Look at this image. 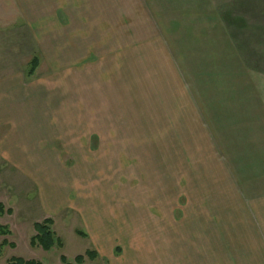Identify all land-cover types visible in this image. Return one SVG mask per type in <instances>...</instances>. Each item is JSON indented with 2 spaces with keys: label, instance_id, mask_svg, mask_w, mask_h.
Wrapping results in <instances>:
<instances>
[{
  "label": "rangeland",
  "instance_id": "obj_1",
  "mask_svg": "<svg viewBox=\"0 0 264 264\" xmlns=\"http://www.w3.org/2000/svg\"><path fill=\"white\" fill-rule=\"evenodd\" d=\"M3 2L8 37L43 27L24 48L28 60L41 49L50 57L30 78V63L11 56L7 105L27 107L29 144L50 154L74 143L81 157L60 175L44 161L23 193L7 187L8 203L27 214L9 225L23 260L73 263L95 251L84 264H154L167 237L195 233L197 218L206 232L234 205L241 170L264 169L244 119L256 106L264 113V0ZM189 27L201 32L192 52ZM41 216L62 243L51 252L31 245L32 226L21 229ZM16 254L3 248L0 264Z\"/></svg>",
  "mask_w": 264,
  "mask_h": 264
},
{
  "label": "crops",
  "instance_id": "obj_2",
  "mask_svg": "<svg viewBox=\"0 0 264 264\" xmlns=\"http://www.w3.org/2000/svg\"><path fill=\"white\" fill-rule=\"evenodd\" d=\"M25 16L29 18L27 14ZM0 19L3 25V27H0V227L8 229L10 232L8 236L0 235V253L3 248L8 247L16 254L19 251H16L18 249L15 240L13 239V242L10 243L8 241V238H13L15 234V231L9 225L14 224L21 215L22 217H27V214L25 211L21 213V206H16L13 209L11 204L8 203L11 196H9L10 191H7V187L16 188L17 193H23L28 188L27 177L34 176V170L43 168L44 161L52 160V163L56 166L57 174L60 175L65 162H69V160L79 161L81 157L73 149L76 145L74 143L67 144L65 149L51 151L50 154H44L47 152L38 150L37 142L34 141L36 139L31 140L32 144H29L27 129L22 122V114L27 113V107L7 105L8 91H12L10 90L9 81L7 82V64L12 62L11 56H17V58H13L21 65H28L29 63L31 65V62L36 60L38 63L35 72L33 74L28 73L30 78H34L38 76V71L41 69L44 60L49 61L50 57L44 56V49H41V57H31V60H28V50L24 48L26 41L38 40L34 37L37 34L35 28L43 29V27H27L24 25L25 27H21L18 29L19 31L14 30L16 32L14 34L20 36L19 39L16 36V39L8 37L7 5L3 0H0ZM12 51L16 55H13ZM260 107H263L262 104ZM229 116L231 117L232 115ZM263 116L264 113L259 112L257 106L251 110V114L244 116V119H247L245 123L249 124H246L245 127V130H247L245 132L248 133L246 138L251 141L250 146L256 149L255 153L259 152L260 155L257 158L260 161H264ZM9 123L12 128L7 133ZM60 129L65 130L67 128ZM89 130L91 131L90 127ZM32 136L34 137L33 134ZM68 142L65 140L64 143ZM29 158L33 161L32 166H26L23 163V161H28ZM7 162L12 163L18 167L17 170H20L16 176H14V171L7 169ZM241 172L243 174L236 175V177L238 176V178L242 179V184L240 182L241 185L235 186L237 193H235L236 196L234 195V205L226 213L224 212L222 217L219 215L212 216L210 219L211 227L207 228L206 232L204 229L205 220L197 218L195 233H181L178 238L167 237L163 246L158 248V251L153 249V252L158 254L153 256L154 264H159L160 262H162L161 264H264V169L255 173L247 170H241ZM7 176L10 177L9 183H7ZM87 180H90V177H87ZM88 184L90 185L91 181ZM47 218L46 216H41L32 219L27 225L22 224L21 229L29 235L30 226L34 229L36 221L41 223ZM21 229L19 230L20 234L23 233ZM154 244H157V242L153 241ZM149 249L151 250V248ZM21 255L19 253V256H12L10 260L12 258L23 259ZM132 255L133 259L138 258L135 251L132 252Z\"/></svg>",
  "mask_w": 264,
  "mask_h": 264
},
{
  "label": "trees",
  "instance_id": "obj_3",
  "mask_svg": "<svg viewBox=\"0 0 264 264\" xmlns=\"http://www.w3.org/2000/svg\"><path fill=\"white\" fill-rule=\"evenodd\" d=\"M191 14V13H190ZM176 31H178L177 28H175ZM175 31V30H174ZM194 31L195 29L194 28H191L189 27L187 29V35H186V43L188 45H186L185 49H189L191 50V52L193 51L191 49L192 45L191 44H196V43H202L200 41V33L199 32V35L196 36L194 35ZM205 33V32H204ZM203 34V32H202ZM208 34L205 35V37H207ZM202 45V44H201ZM37 61L33 60L31 62V71H30V74H33L37 68ZM54 226V221L52 219H46L44 220L43 222L41 223H36L34 225V229H35V233H36V236H34L32 239H31V245L33 247L35 246H39L43 251L45 252H49L51 251L54 247L58 246V247H61L62 246V243L61 241L59 240V238H57L56 234L53 232L52 230V227ZM79 236L81 237H86V234L83 233L82 231H78L77 232ZM10 234L9 230L4 227H0V235L1 236H8ZM98 254L95 252V251H87L85 253L84 256H77L73 263H69L67 261V259L65 257H61V263L62 264H84L85 263V260L86 259H89L91 261H94L98 258ZM8 264H42L40 262H37V261H33V260H23L21 258H12Z\"/></svg>",
  "mask_w": 264,
  "mask_h": 264
}]
</instances>
